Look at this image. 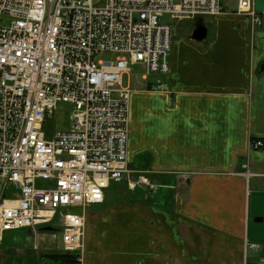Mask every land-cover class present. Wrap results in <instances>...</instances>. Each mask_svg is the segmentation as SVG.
<instances>
[{"label":"crops","instance_id":"obj_1","mask_svg":"<svg viewBox=\"0 0 264 264\" xmlns=\"http://www.w3.org/2000/svg\"><path fill=\"white\" fill-rule=\"evenodd\" d=\"M251 1L264 23V0ZM221 6L203 41L198 20H180L166 92L150 90L156 76L131 91L130 168L153 188L112 184L86 210L84 264H264V147L251 148L264 142V24L239 0ZM47 233L7 232L0 264H61Z\"/></svg>","mask_w":264,"mask_h":264},{"label":"built area","instance_id":"obj_2","mask_svg":"<svg viewBox=\"0 0 264 264\" xmlns=\"http://www.w3.org/2000/svg\"><path fill=\"white\" fill-rule=\"evenodd\" d=\"M221 12V0H0V245L7 232L51 226L70 256L61 264H84L86 210L112 184L153 188L130 168L123 76L140 64L144 80L161 76L150 90L166 92L173 29L160 18ZM238 12L263 27L251 0H239ZM104 53L121 56L97 60ZM62 102L74 106L71 128L48 137L44 126Z\"/></svg>","mask_w":264,"mask_h":264},{"label":"rangeland","instance_id":"obj_3","mask_svg":"<svg viewBox=\"0 0 264 264\" xmlns=\"http://www.w3.org/2000/svg\"><path fill=\"white\" fill-rule=\"evenodd\" d=\"M95 3L97 5H103L105 3V0H95ZM160 21L162 23L170 24L172 26V29L175 33V31H178L177 29L180 28V25H182L184 22H180V20H173L169 15H165L160 18ZM181 29V28H180ZM119 56V54H110V53H104L101 54L97 57V60L99 61H115ZM130 70L129 72L123 76V85L124 87H129L131 91L138 89L140 85L145 83L141 78L142 75L144 74V67L140 64H135V65H130ZM156 77H160L156 75ZM156 79V78H155ZM74 111V106L70 103H59L58 109L55 112V115L52 119L48 120V122L44 126V132L48 137H52L56 132L58 131H64L68 130L71 128V116ZM136 171V170H135ZM121 184V186L127 188L126 190L129 189L130 192H134L132 189L129 188L128 184L126 182L118 183ZM145 186H138L137 188H141ZM151 188V187H150ZM136 189V190H138ZM143 189V188H142ZM113 190V189H112ZM50 236L52 235L51 232H48ZM57 239L61 242L62 241V235L61 233L57 232L56 233ZM250 242V241H249ZM59 243V242H58ZM62 243V242H61ZM246 247V244L244 245ZM84 254L86 253V235L84 239ZM250 253V258L252 257L253 253Z\"/></svg>","mask_w":264,"mask_h":264},{"label":"water","instance_id":"obj_4","mask_svg":"<svg viewBox=\"0 0 264 264\" xmlns=\"http://www.w3.org/2000/svg\"><path fill=\"white\" fill-rule=\"evenodd\" d=\"M207 37V28L205 27L203 20L199 19L195 25L192 38L197 41H203ZM55 229L51 226H45L40 229L42 232H52Z\"/></svg>","mask_w":264,"mask_h":264},{"label":"trees","instance_id":"obj_5","mask_svg":"<svg viewBox=\"0 0 264 264\" xmlns=\"http://www.w3.org/2000/svg\"><path fill=\"white\" fill-rule=\"evenodd\" d=\"M56 258V257H55ZM57 259H59V261L61 263L63 262H69L70 261V256H67V255H60V256H57Z\"/></svg>","mask_w":264,"mask_h":264}]
</instances>
